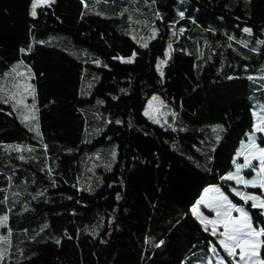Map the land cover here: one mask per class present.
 <instances>
[{"label": "trees", "instance_id": "16d2710c", "mask_svg": "<svg viewBox=\"0 0 264 264\" xmlns=\"http://www.w3.org/2000/svg\"><path fill=\"white\" fill-rule=\"evenodd\" d=\"M33 1L0 0V86L27 73L36 114L0 89V264H236L192 206L218 185L264 230V188L224 178L264 150V0Z\"/></svg>", "mask_w": 264, "mask_h": 264}, {"label": "rangeland", "instance_id": "374dc122", "mask_svg": "<svg viewBox=\"0 0 264 264\" xmlns=\"http://www.w3.org/2000/svg\"><path fill=\"white\" fill-rule=\"evenodd\" d=\"M94 1L98 3L100 0ZM108 1L111 4L118 2V0ZM34 2L36 4L43 3L42 0H34ZM145 2L148 1L145 0ZM121 13L124 14V12ZM170 51L171 46H168L166 56H168ZM159 62L157 66H159ZM18 76L17 82L12 86V95L24 118L28 117V120H33V117H36L35 107L31 99L34 93L33 85L29 79V75L23 70H21ZM248 97L253 103V112L256 115L255 128L257 130L264 128V98H260V92L250 93ZM145 113L160 124H169L172 117L173 121H176L178 118L176 110L157 94H153L149 98ZM254 140L255 136L253 132H250L242 145L243 162H236L233 168L224 175V178L229 179L230 176L238 177L241 181H244V183L240 184L264 188L262 187L264 185V150L258 147ZM253 160L257 162V166L252 167L254 174L250 177H244L241 173L242 169L247 167V164ZM237 165H241L239 171L237 170ZM233 180L237 182V179ZM208 187L207 195H203L207 187L200 195V197L204 198L202 204H197V200L192 206L193 216L205 229H208L210 233L216 235L217 242L233 258L234 263L264 264L259 257V248L264 238V230L261 228L255 229L252 226L248 212L242 206L232 203L218 185H210ZM209 194L212 195L211 199H208ZM240 195L244 199L252 201L256 206L261 207V205H264L263 198L257 196L255 193L248 192ZM249 197H252V199H249ZM252 232H259L260 235H252ZM6 244L7 236L0 230V256L3 254ZM253 244L258 245V247L253 249ZM201 264L227 263L219 255H216L213 261Z\"/></svg>", "mask_w": 264, "mask_h": 264}, {"label": "snow or ice", "instance_id": "6c2138e0", "mask_svg": "<svg viewBox=\"0 0 264 264\" xmlns=\"http://www.w3.org/2000/svg\"><path fill=\"white\" fill-rule=\"evenodd\" d=\"M42 2L43 3H48L49 0H42ZM36 7H37V4L34 2L33 5H32V12H31V15H33V16L36 15ZM245 31H249V30L248 29H245ZM21 51H24V49H21ZM161 63H163V62H161ZM34 118L35 117H33V119ZM27 119H28V117H25V120H27ZM259 130L260 131H264V128H261ZM245 166H247V165H245ZM240 167H241V165H237V170L238 171H239ZM229 179H237V182L238 183H244V181H241L238 177H232V176H230ZM262 187H264V185H262ZM249 199H252V197H249ZM261 207H264V205H261ZM4 219H6V217ZM251 234L252 235H257V236L260 235L259 232H252ZM252 247H253V249H255L256 247H258V245L253 244Z\"/></svg>", "mask_w": 264, "mask_h": 264}, {"label": "crops", "instance_id": "0c3cea01", "mask_svg": "<svg viewBox=\"0 0 264 264\" xmlns=\"http://www.w3.org/2000/svg\"><path fill=\"white\" fill-rule=\"evenodd\" d=\"M20 74V72L18 71V73L16 74V77L13 79V85L15 84V82H17V76ZM19 77V76H18ZM20 78V77H19ZM0 89L4 92L5 91H10V94L12 95L13 91H12V87H10V89L8 87H6L5 84H3L2 86H0ZM9 93V92H8ZM13 96V95H12ZM209 188V187H207Z\"/></svg>", "mask_w": 264, "mask_h": 264}]
</instances>
